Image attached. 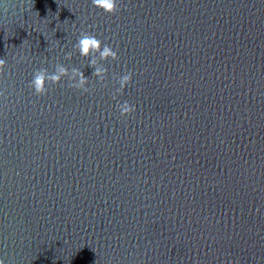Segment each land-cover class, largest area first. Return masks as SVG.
I'll list each match as a JSON object with an SVG mask.
<instances>
[{
	"label": "water",
	"instance_id": "water-1",
	"mask_svg": "<svg viewBox=\"0 0 264 264\" xmlns=\"http://www.w3.org/2000/svg\"><path fill=\"white\" fill-rule=\"evenodd\" d=\"M117 5L0 0V261L264 264V0ZM80 31L117 51L103 86ZM57 60L87 93L32 94Z\"/></svg>",
	"mask_w": 264,
	"mask_h": 264
},
{
	"label": "clouds",
	"instance_id": "clouds-1",
	"mask_svg": "<svg viewBox=\"0 0 264 264\" xmlns=\"http://www.w3.org/2000/svg\"><path fill=\"white\" fill-rule=\"evenodd\" d=\"M93 8L98 9L106 15H115L118 11L117 0H91ZM73 53H78L82 59H88V67L94 69L92 77L96 79L97 83L102 86L106 79L107 69L98 66L96 56L99 60L105 61H117V51L114 50L109 44L104 43L95 35L88 31H80L77 37L76 43L73 45L72 52H68L64 55L65 60H71ZM52 72H49L47 68L41 67L33 71L32 79L28 84V87L32 90V94L36 97L44 96L50 86H56L61 84V81L66 78L67 86L80 91L82 94L87 93L89 88L86 85L89 84V80L83 75V72L75 67L69 69L58 60L51 65ZM5 60L0 59V74L4 72ZM132 72H127L115 79L118 87L115 89L113 99L116 96L123 94L124 89L131 83ZM63 87V85L61 84ZM4 93L0 92V96ZM117 109L121 117H128L135 111V106L130 105L127 101L117 104ZM0 264H3L0 261Z\"/></svg>",
	"mask_w": 264,
	"mask_h": 264
}]
</instances>
